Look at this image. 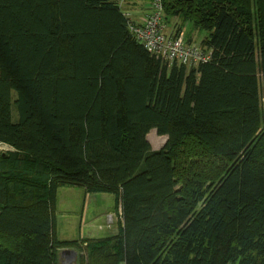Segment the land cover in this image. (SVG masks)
I'll use <instances>...</instances> for the list:
<instances>
[{"label": "trees", "instance_id": "1", "mask_svg": "<svg viewBox=\"0 0 264 264\" xmlns=\"http://www.w3.org/2000/svg\"><path fill=\"white\" fill-rule=\"evenodd\" d=\"M162 5L208 61L164 64L117 0H0V264H264V0ZM65 185L119 232L58 240Z\"/></svg>", "mask_w": 264, "mask_h": 264}, {"label": "rangeland", "instance_id": "2", "mask_svg": "<svg viewBox=\"0 0 264 264\" xmlns=\"http://www.w3.org/2000/svg\"><path fill=\"white\" fill-rule=\"evenodd\" d=\"M133 5L134 4H131V6ZM139 5L140 7H138V10L145 9L141 7V4ZM124 9H126L125 6H123V10ZM164 24L169 34L182 31L186 39H190L196 44H200L206 34L205 32L192 29L191 23H186L182 19L176 17L166 18ZM147 139L154 149H160L166 141V136L158 135L156 131L152 129L148 133ZM10 150L11 147L0 143V156L6 154ZM117 206L118 204L115 205L114 196L112 194L86 193L80 186L65 185L57 191L55 234H58L59 237H69V239L72 237L78 238L79 235L87 236V225L92 224V226L100 232V237H112L110 225H116ZM109 214L112 215V223L109 221ZM60 259L65 260L64 257ZM60 264L77 263L71 258L67 260V263L60 261Z\"/></svg>", "mask_w": 264, "mask_h": 264}, {"label": "built area", "instance_id": "3", "mask_svg": "<svg viewBox=\"0 0 264 264\" xmlns=\"http://www.w3.org/2000/svg\"><path fill=\"white\" fill-rule=\"evenodd\" d=\"M123 9L127 0H117ZM128 19V29L137 42L152 55L170 66L174 63L187 66L197 65L209 60L210 52L200 44L187 42L182 33L169 34L165 29L162 0H152L150 10L142 22L133 20L124 9Z\"/></svg>", "mask_w": 264, "mask_h": 264}, {"label": "crops", "instance_id": "4", "mask_svg": "<svg viewBox=\"0 0 264 264\" xmlns=\"http://www.w3.org/2000/svg\"><path fill=\"white\" fill-rule=\"evenodd\" d=\"M150 3L151 1L150 0H127V4L125 6V10L130 14L131 18L137 22H142L145 14L150 10ZM131 4H134L133 6H131ZM141 4V7H144L145 9L144 10H141L139 9L138 10V7H140ZM137 8V9H136ZM149 8V9H148ZM147 11V12H146ZM181 33L183 34V32L181 31ZM176 34V33H175ZM185 38V37H184ZM185 40L187 42H192L190 39H186ZM73 186V185H72ZM63 187V186H61ZM61 187H59L58 189H60ZM86 193H93V192H88L84 187L80 186ZM57 189V191H58ZM110 194V193H109ZM113 195V194H112ZM114 196V195H113ZM56 199H57V195H56ZM114 200H115V197H114ZM115 205L116 204V200H115ZM112 220V215L109 214V221L110 223ZM121 226V216H120V207L119 205L117 206V213H116V225L113 226V225H110V229H111V235L115 236L118 232H119V228ZM115 227H116V230H115ZM87 231H88V235L87 236H82V235H79L78 238H75V237H72L69 239V237H59L58 234H55L57 239L60 240V241H66V242H73V241H81L83 239H100V238H105V237H100L99 235V231L96 230L92 224H88L87 225Z\"/></svg>", "mask_w": 264, "mask_h": 264}, {"label": "water", "instance_id": "5", "mask_svg": "<svg viewBox=\"0 0 264 264\" xmlns=\"http://www.w3.org/2000/svg\"><path fill=\"white\" fill-rule=\"evenodd\" d=\"M77 256H78V252L73 248H63L59 251V260L64 263H67V260L71 258L76 261ZM61 257H64L66 262L65 260L60 259Z\"/></svg>", "mask_w": 264, "mask_h": 264}]
</instances>
